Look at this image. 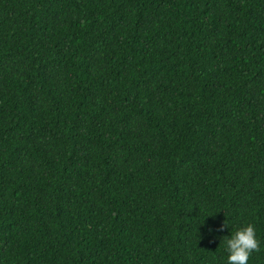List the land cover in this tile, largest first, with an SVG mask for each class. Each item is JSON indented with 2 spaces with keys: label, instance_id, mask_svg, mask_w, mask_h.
I'll return each instance as SVG.
<instances>
[{
  "label": "trees",
  "instance_id": "trees-1",
  "mask_svg": "<svg viewBox=\"0 0 264 264\" xmlns=\"http://www.w3.org/2000/svg\"><path fill=\"white\" fill-rule=\"evenodd\" d=\"M246 223L264 264V0H0V264H225Z\"/></svg>",
  "mask_w": 264,
  "mask_h": 264
},
{
  "label": "clouds",
  "instance_id": "clouds-1",
  "mask_svg": "<svg viewBox=\"0 0 264 264\" xmlns=\"http://www.w3.org/2000/svg\"><path fill=\"white\" fill-rule=\"evenodd\" d=\"M227 226L223 222L220 231ZM208 231L211 233L213 229L209 227ZM218 238L220 242L223 241V247L227 253L225 264H248L251 253L258 249L260 243L252 223H246L234 231H230V235Z\"/></svg>",
  "mask_w": 264,
  "mask_h": 264
}]
</instances>
